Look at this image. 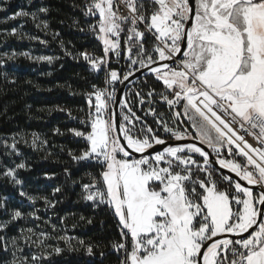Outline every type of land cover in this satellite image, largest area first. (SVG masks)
<instances>
[{"label": "snow or ice", "instance_id": "6c2138e0", "mask_svg": "<svg viewBox=\"0 0 264 264\" xmlns=\"http://www.w3.org/2000/svg\"><path fill=\"white\" fill-rule=\"evenodd\" d=\"M82 10L96 17L88 31L103 55H79L106 75L87 93L90 130L70 129L88 145L72 158L99 169L82 198L110 210L119 236L111 253L119 264H264V0H87ZM30 15L37 20L23 10L8 19ZM130 78L140 84L117 99ZM12 151L20 155L15 143ZM26 167L3 175L22 185L17 169ZM23 218L14 210L0 233ZM26 231L0 236V264H42L20 245L47 249L48 234Z\"/></svg>", "mask_w": 264, "mask_h": 264}, {"label": "trees", "instance_id": "16d2710c", "mask_svg": "<svg viewBox=\"0 0 264 264\" xmlns=\"http://www.w3.org/2000/svg\"><path fill=\"white\" fill-rule=\"evenodd\" d=\"M0 4L7 9L0 12V49L9 54L0 62V202H4L7 209H0V221L9 220L14 210L24 213L23 219L15 221L0 236L11 239L31 235L26 231L28 228L37 235L47 233L49 238L45 243L51 246L47 249L36 244L25 247L23 241L20 245L29 257L44 256L42 264L49 261L54 264H119L117 255L111 253L109 247L110 241L119 239L110 210L106 206L94 207L92 202L82 198L83 185L91 182L88 173L96 174L99 169L85 167V162L72 158L88 145L70 129L90 130L87 93L92 91L93 84L105 86L104 78L96 75L79 55L81 52L101 55L100 43L88 35L82 1L0 0ZM41 7H47L48 13L39 12ZM21 10L36 13L37 20L33 21L31 15L8 19ZM20 26L22 32L12 35V30ZM37 48L51 56L52 62L10 55L37 53ZM112 68L117 69V66ZM30 134L43 137L47 149L33 150L24 146L22 138ZM3 141H15L21 155L10 159ZM20 163L27 167L18 170L17 178L22 185H16L3 173L6 168ZM57 188L59 192L55 191ZM21 191L27 195L21 196ZM28 196L36 199L27 202ZM45 197L51 204L45 202ZM28 213H35L39 219ZM59 237L70 240L72 248ZM32 239L36 240L37 236L33 235ZM79 241H84L85 246H80ZM87 245L93 246V255L87 253ZM57 246L64 251L59 256L48 257L47 252ZM101 252L105 253L103 257ZM4 258L11 260V253Z\"/></svg>", "mask_w": 264, "mask_h": 264}, {"label": "rangeland", "instance_id": "374dc122", "mask_svg": "<svg viewBox=\"0 0 264 264\" xmlns=\"http://www.w3.org/2000/svg\"><path fill=\"white\" fill-rule=\"evenodd\" d=\"M24 11V10H23ZM2 23H0L1 25ZM22 26H20L17 30H16V33H21L22 31ZM36 42H39L38 40H36ZM102 43V42H101ZM38 52L37 53H34V52H19V53H12L10 55L12 56H15V57H24L25 55H23V53H28L27 56L25 57H29L31 59H34V60H37L36 58L37 57H51V56H47L46 53L44 51H41L40 48H37ZM9 55V54H4L3 52H1V49H0V62L4 61V58H6V56ZM83 58V57H82ZM113 59V57H112ZM39 61H47V60H39ZM140 83L139 81L133 83L128 89H135L136 86H138ZM128 91V90H127ZM126 91V92H127ZM93 100H94V97H93ZM138 115H140L141 113L138 112L137 113ZM148 120L151 121V117H148ZM35 139L36 143L33 144V140ZM22 141L24 142V146H26L27 148H32L33 150H45L47 149V145L45 143V140L43 137H41L40 135L38 134H30L24 138H22ZM15 143V150L18 151L21 155V151L20 149L18 148L17 146V143L15 141H11V142H6V141H3V146L5 147L6 150H8L7 152L9 153V158L11 159L12 157L14 158H17L19 157L20 155H16V153L14 151H12V145ZM17 165H15L14 167H8L5 169V171L9 168H16ZM18 170L20 169H17V172ZM4 171V172H5ZM6 177V176H5ZM8 178V177H6ZM11 182H13L11 180V178H9ZM27 202H31V200H27ZM90 202V201H89Z\"/></svg>", "mask_w": 264, "mask_h": 264}, {"label": "built area", "instance_id": "2783aa9c", "mask_svg": "<svg viewBox=\"0 0 264 264\" xmlns=\"http://www.w3.org/2000/svg\"><path fill=\"white\" fill-rule=\"evenodd\" d=\"M81 1H82V9H83V6H84L85 3H87V0H81ZM82 11H83V10H82ZM83 17H84V21H85V23H86L88 26H89V24H95V23H96V17H91V16H90V17H86V16L84 15V12H83ZM88 35H89L93 40H95V41H97V42L100 43V45H101V55H103V51H102V49H103V45H102L101 41L98 40L97 37H96L91 31H88ZM87 53H89V54H91V55H94V56H101V55L93 54L92 52H87ZM112 57H113V59H112V61H111V67H112V66H117V69H121L122 66H123V64H124V61L122 60V61H120V63H117V62H116V58H115V56H112ZM95 73H96V75L102 76V77L105 79V75H106V73H105L104 71H100V72L95 71ZM118 86H119V84L116 85V88H118ZM92 90H93V89H92ZM88 104H89V98H88Z\"/></svg>", "mask_w": 264, "mask_h": 264}, {"label": "water", "instance_id": "95a60500", "mask_svg": "<svg viewBox=\"0 0 264 264\" xmlns=\"http://www.w3.org/2000/svg\"><path fill=\"white\" fill-rule=\"evenodd\" d=\"M140 74L139 73H137V76H139ZM143 79V77H141V80ZM130 81L131 82H125L126 84H127V88H125L123 85H119V87H118V91H117V99H120L121 97H122V93L123 92H126L127 90H128V88L133 84V83H135V82H137V81H140V80H134L133 78H130ZM117 113H119V109H117ZM206 150L207 151H209V152H211V150L210 149H207L206 148ZM137 157H138V155L139 154H135ZM215 167H219L218 165H215ZM221 171H223V172H225V174H229V175H233L234 176V174H231V173H228L227 172V170H221Z\"/></svg>", "mask_w": 264, "mask_h": 264}]
</instances>
